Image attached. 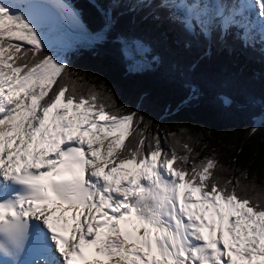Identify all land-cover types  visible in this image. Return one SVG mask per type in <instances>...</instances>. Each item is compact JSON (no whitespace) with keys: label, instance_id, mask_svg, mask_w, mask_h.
Masks as SVG:
<instances>
[{"label":"snow or ice","instance_id":"snow-or-ice-1","mask_svg":"<svg viewBox=\"0 0 264 264\" xmlns=\"http://www.w3.org/2000/svg\"><path fill=\"white\" fill-rule=\"evenodd\" d=\"M179 6L173 18L205 34L224 17ZM122 45L133 61L146 51ZM66 69L31 16L0 3V253L16 260L32 240L43 264H264V203L217 179L213 157L189 167L188 143L165 152L138 125L125 143L136 113L59 83Z\"/></svg>","mask_w":264,"mask_h":264},{"label":"trees","instance_id":"trees-1","mask_svg":"<svg viewBox=\"0 0 264 264\" xmlns=\"http://www.w3.org/2000/svg\"><path fill=\"white\" fill-rule=\"evenodd\" d=\"M161 1L69 0L87 31L105 34L67 52L58 82L98 92L110 111L135 112L125 143L139 140L137 125L149 140L158 135L165 152L184 154L188 143L189 167L213 157L217 179H238L241 196L264 203L263 43L257 36L244 41L238 25H216L207 34L197 25L188 29L173 18L180 17L176 5ZM125 40L142 42L147 67L129 70Z\"/></svg>","mask_w":264,"mask_h":264},{"label":"rangeland","instance_id":"rangeland-1","mask_svg":"<svg viewBox=\"0 0 264 264\" xmlns=\"http://www.w3.org/2000/svg\"><path fill=\"white\" fill-rule=\"evenodd\" d=\"M20 4L27 0H18ZM52 5H54L63 15V23L60 25L53 24V25H46L41 26L40 30L42 35L44 36L45 46L46 49L49 51L50 54H55L61 61L65 63L67 58V52L78 45H90L96 42H101L104 39L105 31H98L91 33L87 31L84 25L80 22L77 12L71 7L69 0H45ZM169 0L165 1L166 3ZM179 5L185 4L184 0H176ZM200 1V0H199ZM12 3V1H0V3ZM173 2V1H172ZM171 2V3H172ZM200 4V3H199ZM180 10L183 15H187L186 8L180 7ZM254 18L250 15V13L244 14L239 13L237 16L239 18H245L246 22H257L256 13L253 14ZM215 21V20H214ZM212 22V27L215 22ZM210 29V28H209ZM255 31V30H254ZM247 37V36H245ZM248 39V38H247ZM145 48V47H144ZM143 51L139 56H135V60H130L129 70H140L149 65L148 59L144 56ZM106 147L104 150L107 149V142L105 143Z\"/></svg>","mask_w":264,"mask_h":264},{"label":"water","instance_id":"water-1","mask_svg":"<svg viewBox=\"0 0 264 264\" xmlns=\"http://www.w3.org/2000/svg\"><path fill=\"white\" fill-rule=\"evenodd\" d=\"M21 10L41 26L62 24L63 19L59 10L45 0H28L21 4Z\"/></svg>","mask_w":264,"mask_h":264},{"label":"bare ground","instance_id":"bare-ground-1","mask_svg":"<svg viewBox=\"0 0 264 264\" xmlns=\"http://www.w3.org/2000/svg\"><path fill=\"white\" fill-rule=\"evenodd\" d=\"M1 1V0H0ZM3 1V0H2ZM4 1H9V0H4ZM10 1H12V3H13V6H16V7H20L21 6V4H20V2L18 1V0H10ZM250 3H251V5H253L254 3H253V0H248ZM200 4H203V3H201L200 2ZM21 8V7H20ZM243 13V12H242ZM107 141H105V143H106ZM104 147H106V146H104ZM87 210H85V212H86ZM81 219H83V217H81Z\"/></svg>","mask_w":264,"mask_h":264}]
</instances>
